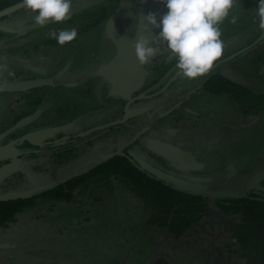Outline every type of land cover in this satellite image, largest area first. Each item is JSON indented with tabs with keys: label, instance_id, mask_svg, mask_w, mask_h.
<instances>
[{
	"label": "rangeland",
	"instance_id": "374dc122",
	"mask_svg": "<svg viewBox=\"0 0 264 264\" xmlns=\"http://www.w3.org/2000/svg\"><path fill=\"white\" fill-rule=\"evenodd\" d=\"M99 1L102 0H73V4L75 9L83 10L84 7L92 6L93 3H99ZM257 4L258 0H236L233 13L238 16V20L236 24H231L228 20L223 22L226 33L224 32L225 35L221 36L224 41L221 57L235 54L237 45L241 43L239 52L242 56L238 61L229 65V70L239 72L247 66L249 70L243 71L248 83L246 88L256 94H261L264 93V62L260 59L264 57V29L258 25L259 34L253 37L251 25L253 22L259 23L254 11ZM95 11L97 9H92L90 13L76 17L73 22L61 23L53 29L56 31L72 27L77 29L78 38L75 44L78 46L73 51L69 50L72 47L71 44L42 46L38 43L39 47L31 46L24 52L15 49L13 45L8 46L6 44L8 40L1 41L0 63L6 64L8 70L14 72V75L10 76L8 71L0 72V84H12L10 82H13L12 86L24 91L33 83L38 86L41 84L39 81L43 82L46 79L50 82L51 93L37 92L44 97L39 102L41 106L48 100L40 122L43 127L48 128L46 132L52 133L54 128L63 127L83 115L81 106L87 101L85 96L78 91L73 93L76 95L71 96L69 91L77 86L75 82L81 75L83 60L91 59L90 69H94L95 64L100 62L101 56L109 57L111 53L115 54V49L111 52L108 47L107 54L100 49L103 41L110 40L113 43L122 38L132 40L135 36L137 17L134 13L121 15L119 9V12L106 23L89 28L93 25L90 17ZM0 26L18 30L35 26V24L31 14L23 9L0 23ZM239 31L242 32L239 33ZM33 34L38 41H45L39 39L40 34L37 36L36 31H29L21 35L23 36L21 38L26 39ZM3 38L13 39V37ZM71 51L75 57H71L72 63L69 66L67 62ZM166 57V49L161 47L156 57L145 67L165 68L169 63ZM46 58L50 60L48 66L45 63ZM39 71H42L43 75ZM32 78L36 81L30 80ZM95 89L96 86L90 87L87 91L93 95ZM214 103L215 113L219 114L220 110L225 109L217 97ZM177 104H181V101ZM3 106L7 109L0 119V132L9 129L21 116L34 113V109L27 108L20 95L0 97V107ZM170 108L169 105L156 114L151 113L145 116L146 121L143 124H148L156 119V116L167 114ZM231 109L232 114L229 116ZM227 110L228 114L224 118L230 129L227 133L220 128L218 116H216L217 119L212 120L210 117L208 120L206 117L196 118V115L193 116L191 113L182 114L180 124L167 127L174 131L177 136L174 138L176 141L180 135L185 134L192 140L195 148L198 147L195 150L188 149L190 160L195 163V166L170 161L168 165L174 168L173 171L161 172L145 163L144 158L139 157L138 161L141 164L143 162V167L149 173L183 192L203 194L208 197L245 193L249 181L263 167L261 164L264 162V111L260 114H247L246 110L234 101L230 104V111L228 108ZM232 115H235L236 121L233 120ZM206 116L209 117V115ZM109 117L110 114H103L100 121L109 119ZM38 127L34 126L32 129ZM81 128L79 123H75L73 130L64 129L62 132L66 135L79 133ZM208 131L212 132L211 137H214L216 143L225 142L227 148L224 155L219 145L216 144L217 151L213 160L203 170L200 156L204 155L207 159L209 158L208 161L210 160L207 147L205 151L203 150V144L208 142L206 139ZM50 133L46 139L57 137ZM92 146L94 147L95 143ZM101 146L99 142L96 143L97 150L95 147L93 150L90 146L91 150L88 153L93 152L91 156L88 154L90 158L87 159L101 160L103 157L102 160H104L108 155L104 153L101 156ZM149 147V152L158 158L159 153L155 145L151 143ZM59 149L63 150L64 147L54 148V150ZM45 152L50 153L52 150L40 151L37 161L28 162L32 163L29 168L23 165V162L19 164V162L11 161L0 169V199L32 196L75 175L74 171L79 167L77 164H80V161L74 162L76 164L63 163L57 166L50 164L49 167L46 161L52 157L43 155ZM15 153L18 154V151L15 150ZM80 156L84 158V153ZM53 160L52 163H54ZM231 164L234 173L229 178L231 180L229 184L223 183L224 180L221 177H215L217 180L213 179L212 185L205 181L204 172L221 175L222 171L225 177L229 176L228 167ZM95 190L86 196L77 198L72 203L59 204L53 210L40 206L37 210L22 217L18 223L0 228V264H47L51 259L48 257L49 254H55L53 260L57 264H171L167 257L171 253L180 255L178 263L174 264H247L246 261L229 257L228 253L223 251V242L230 219L223 217L214 208L207 212V222L203 231L178 236L168 230L163 231L145 226L143 210L139 201L133 196L113 194L100 188ZM221 221L223 226L219 225ZM56 247L60 249L57 250Z\"/></svg>",
	"mask_w": 264,
	"mask_h": 264
},
{
	"label": "flooded vegetation",
	"instance_id": "af4514ba",
	"mask_svg": "<svg viewBox=\"0 0 264 264\" xmlns=\"http://www.w3.org/2000/svg\"><path fill=\"white\" fill-rule=\"evenodd\" d=\"M251 25H252V30L254 33L253 37H254L259 34V29H258L259 23L253 22ZM0 28H2V26H0ZM241 32L242 31H239V33ZM18 36H19L17 37L18 39L13 38L12 40L4 39L2 37L0 39V45L2 40L4 41L8 40V43H6L8 46L13 45L15 49L21 51L23 50L24 52L31 46H33L34 48L39 47L40 45L38 43L44 46L41 41H38L37 37L36 38L33 37L34 34L26 39H22L21 35ZM119 41L112 43V41L106 40L102 42L101 44L102 47L100 49L105 54H107L108 47L111 49V52L112 49H115V54L111 53V56L109 57L105 55L103 57L101 56L100 62L98 63L99 65L95 64L94 69H90L91 59L90 60L88 59L87 61V59L85 58V61L83 60L81 75L78 77V80L75 82L77 86L73 87L69 91L71 93V96L76 95L73 94L76 91H78V93L80 92L82 95L85 96L86 98L85 100L87 101L81 106L84 113L83 115H81V117H78L77 119H73L74 122H68L67 124L63 125V127L54 128L52 133L46 132L48 128H46L45 126L43 127L42 124L40 123L42 121V116L46 110V109L44 110L45 103L48 102V100L45 101L44 105L41 106L39 102H41L44 97L37 93L42 91L47 94L51 93V87L49 86L50 84L49 81H47L46 79L43 80V82L39 81V83L41 84H38V86L33 83L31 84V86L28 87V89L24 91H22L23 89L21 90L16 88L8 93L0 94V97H9L12 96V94L20 95L21 99L26 103L27 108L34 109V113L31 114L29 113V114H25L24 116H21L20 118L17 119V121L14 122V124L9 129L16 126L18 123H20L25 119H29V118L33 119L28 126L20 130H17L16 132L10 134L4 140H2V142H0V148H3L12 142H17L19 144L23 139H26L21 145L14 146L10 149L9 153L7 154L8 159L3 162H0V169L3 166H5L7 162H11V161L15 163L19 162V164L23 162V165L29 168L31 167L32 163H28V162L32 160L37 161L39 156L38 153L40 151L46 150L49 152V150L51 149L52 152L50 153L45 152L43 155L46 156L49 155L53 159L56 158L55 159L56 162L55 160L50 158L49 160L46 161V164H48V166L50 164H54V166L55 165L57 166L63 163L69 164V163H74L76 161H80V164H77L79 167H77V169L74 171L75 175L67 177L65 180H63V182L56 184V186L60 184H64L81 175H84L88 173L90 170L94 169L97 165L105 162L106 160L112 157L119 155L131 159L134 163L142 167L147 172L148 170L142 165L143 162L141 164L138 161L139 157L144 158L145 163L150 164L152 168L159 169L161 172L162 171L170 172L173 171L174 169L172 166L168 165L170 161L182 163L188 166H195V163L191 162L188 152H190L189 151L190 149L195 150L198 147L195 148L194 144H192V140H190L187 137V135L185 136V134L180 135V137H178V141H176L174 138L177 136L175 135L174 131H171V129L167 128L169 125L170 127L171 125L172 127H174L180 124L179 120L180 118H182L181 117L182 114L184 115L187 113H191L193 116L196 115V118L200 119V117H202V119H204L206 117L208 118V120L210 117H212L210 118L212 120L217 119L216 116H218L219 119L218 122L220 123L219 126L221 129H223L222 131L227 133L230 130L229 126L226 124V119H224L228 114L226 112L228 111L227 108L230 111V104L231 103L233 104L232 98L230 97L229 94L230 91L229 88L227 87L222 88L223 90L220 88H217L215 90L214 89L209 90L206 87L207 84L214 79H219V78L225 79L223 77V73L229 70V65L232 62H236L241 58L242 54L240 55L239 51L237 55L233 54L232 56L230 55L228 56L224 55L225 57L222 56L219 59V62L213 65V68L209 71L208 74H206L203 77L197 78L196 80H190L178 75L177 70L175 69L174 61L169 62L165 68L162 67L160 69L159 68L150 69L145 67V65L143 66L140 65L137 84L129 92L128 97H126L123 93L120 92V90L116 86V78L110 76L105 70L106 67L116 57ZM104 42L107 45H105ZM77 46L78 45L74 43L72 44V47H70L69 50L73 51L74 49H77ZM251 49H253V47ZM73 56L75 57L74 53L69 54L70 58L67 62L69 66H71L72 63L71 57ZM49 61H50L49 58L45 59V63L47 66ZM248 70L249 68L246 66L243 70H240L239 72L243 75L244 74L243 71H248ZM39 72L41 75H43L42 71ZM30 80H32L33 82L36 81L33 78ZM225 81L227 80L225 79ZM10 83L12 84H6V83L0 84V87L12 86L13 82ZM95 86L96 89L92 95V93H90L87 90L90 87H95ZM244 89H248V88H244ZM153 91L156 92L152 93ZM215 97H217L220 100V103L222 102L223 103L222 105L225 106V109L220 110L219 114L213 111L215 108L214 106ZM180 101L181 104H177V102L180 103ZM169 105L171 106L170 112H168L167 114L159 115L160 117L156 116V119H153L148 124L145 123L146 125L143 124L146 121L145 116H148L151 113L156 114L160 112L164 107ZM39 106L40 108H37ZM6 109L7 107L5 106L0 107V119L1 117L4 116L3 112H5ZM127 109H128V119L126 120V122L118 126H112L115 123L122 122L125 119V116L127 115L126 112ZM141 112L143 113L139 115V113ZM107 113L110 114L109 119H104L103 121H100V119H102L103 117V114H107ZM231 114H232V109L231 112H229V116ZM206 115H209V117H207ZM231 117L233 118L234 121H236L235 115H232ZM75 123L76 124L79 123L82 126L81 132L69 133L68 135L63 134L62 130L64 129L66 131L71 129L73 130ZM34 126H39V127L32 129V127ZM9 129L2 130V132H0V135L7 132ZM257 129H258V125H257ZM182 131L184 130L182 129ZM49 133L51 135H56L57 137L54 139H46V136L49 135ZM207 133L208 134H206V139H208V142L206 141L207 144H203V150L205 151L207 147L210 160L208 161L209 158L207 159L206 157H204V155L200 156L203 170L208 167L210 162H212L215 152L217 151L216 144L219 145L224 155L227 148V144L225 142L221 143L222 145L215 142L214 137L213 136L211 137L212 134L211 131L210 132L208 131ZM28 137H30V139H27ZM97 142L101 143L102 145L101 146L102 149L100 151L101 156L104 155V153L106 154V156L107 155L108 156L104 160H102L103 157L101 158V160L100 159L98 160L97 158L88 160L87 158H90L91 153L93 152L91 151L90 153H88V151L91 150L90 146L93 150L94 147L95 150H97L98 149L96 147ZM94 143L95 146L93 147L92 145ZM151 143L154 144L155 147L157 148V152L159 153L158 158H155L154 155L149 152L150 150L149 146ZM62 146L64 147L63 150L61 149L54 150V148H58ZM15 150L18 151V154L15 153ZM82 153H84V158L80 156ZM88 154H90V156H88ZM52 160L54 161V163H52ZM262 165L263 167L260 168L257 174L254 175L253 178L249 181L245 193L241 195H231V196L214 195L212 197H208V196H204L203 194H195V193L193 194V193L183 192L181 190L176 189L172 185L167 184L164 181L163 183L167 186H170L172 189L178 192L192 194L196 196H202L204 198L210 199L211 204L216 203L217 200L220 199H225V198L243 199L249 195H254L257 198H259V200H264L263 192L255 188L251 189V191L248 192L251 181L260 172L264 170V162L261 164V166ZM52 168L54 169V167ZM228 169L230 174L227 177L224 176L222 171H221V175H216L215 173L209 174L207 172H204L205 173L204 179L210 185H212L211 182L213 181V179H216L215 177H221V179L223 178L224 180L223 183H228L229 181H231L229 180V178H231L234 173L233 165L231 164L228 167ZM259 185L262 188H264V181L259 183ZM220 223H222V221ZM226 236H227V230H226L225 239ZM224 242L222 247L224 248L223 251H226V253H228L226 247L224 246ZM59 249L60 248H58L57 250ZM54 255L55 254H49L48 257H50L51 259L50 262H48L47 264H57L53 260ZM228 256L230 257L231 255L228 254ZM234 259H239V258L234 256ZM246 263L257 264L251 261H246Z\"/></svg>",
	"mask_w": 264,
	"mask_h": 264
},
{
	"label": "trees",
	"instance_id": "16d2710c",
	"mask_svg": "<svg viewBox=\"0 0 264 264\" xmlns=\"http://www.w3.org/2000/svg\"><path fill=\"white\" fill-rule=\"evenodd\" d=\"M146 1L102 0L99 3H93L92 6L84 7L83 10L74 8L72 19L62 24L71 23L76 17L88 14L92 9H97L90 17L93 25H90L89 28L95 25L101 26L120 9L121 15L134 13L137 17L138 26L139 13ZM19 3L21 0H0V11ZM8 19L10 16L1 19L0 23ZM56 25L60 24L49 23L32 31H36L37 36L40 34V40H45L41 41L44 46L55 45L57 43L55 40L49 39L47 33L55 29ZM221 30L222 34L225 35L224 23L221 24ZM2 36L19 37L0 31V37ZM76 41L77 39L71 45ZM240 48L241 44L239 43L235 52L236 55ZM70 54L73 52L71 51ZM260 59L261 62H264V57H260ZM218 62L219 60L215 64ZM226 87L230 90L229 94L232 100L241 105L247 114H260L264 111V93L256 94L249 89L225 81L223 78L210 81L206 88L215 90ZM154 92L156 91L152 93ZM99 187L103 191L113 194L120 193L133 196L139 201L143 210L145 226L155 227L163 231L168 230L178 236L203 231L207 222V212L214 208L223 217L230 219L224 242V246L228 247L227 252L231 255L230 257L235 256L243 261L264 264V200L249 195L243 199H220L211 204L210 199L172 189L158 177L151 175L131 159L121 155L106 160L84 175L32 196L0 199V228L18 223L22 217L37 210L40 206L53 210L57 205L72 203L77 198L96 191L95 189ZM219 225L223 226L220 222ZM167 257L168 261L174 264L178 262L180 255L171 253Z\"/></svg>",
	"mask_w": 264,
	"mask_h": 264
},
{
	"label": "clouds",
	"instance_id": "9594fccd",
	"mask_svg": "<svg viewBox=\"0 0 264 264\" xmlns=\"http://www.w3.org/2000/svg\"><path fill=\"white\" fill-rule=\"evenodd\" d=\"M158 2L164 5L166 11L159 16L148 13L142 29L144 33H148L150 28L159 29L158 34L151 39L138 35L132 44L138 63L142 66L148 64L163 47L167 52V61L175 62L178 75L190 80L205 76L222 55L224 41L221 39V24L225 20L231 24L237 23L238 16L233 13L236 0ZM17 7L30 13L35 25L44 27L49 23L61 24L71 20L75 5L73 0H21ZM254 11L260 28L264 29V0H258ZM47 36L64 46L78 38V31L75 27L51 30ZM3 71L14 75L6 64L0 63V72Z\"/></svg>",
	"mask_w": 264,
	"mask_h": 264
},
{
	"label": "water",
	"instance_id": "95a60500",
	"mask_svg": "<svg viewBox=\"0 0 264 264\" xmlns=\"http://www.w3.org/2000/svg\"><path fill=\"white\" fill-rule=\"evenodd\" d=\"M17 5H14L12 7H9V8H6L0 11V20L11 16L17 13L18 11L23 10L22 7H17ZM165 11H166V8L164 7L163 4L159 3L158 0H147L144 3L139 13V21H138V26H137V30H136L134 38L132 40H130L129 38H122L119 41L116 57L105 69L106 72L110 76L116 78V86L118 87L120 92L123 93L126 97H128L129 92L136 86L137 81H138L139 71H140V64L138 63L133 53L132 44L135 42V39L138 38V35H146L151 39V38H154L159 32V29L150 28V31L148 33H144L142 31L144 24H145L144 17L150 12L156 13L159 16V15H162ZM36 28H38L37 25L24 28V29H18V30L2 27L0 28V31H4L6 33H10L14 35H23ZM223 77L234 85L244 87V88L248 86V83L246 82L245 77L240 72H232V71L227 70L225 73H223ZM14 89H16L15 86H1L0 94L8 93ZM126 112H127V115L125 116V119L122 122L115 123L112 126H118V125L124 124L126 120L128 119V109ZM32 120L33 119L31 118L25 119L21 121L20 123H18L16 126L9 129L7 132L0 135V142H2V140H4L10 134L28 126ZM27 139H30V137H28ZM25 140L26 139H23L21 143L19 144L17 142H12L6 147L0 148V162H3L8 159L7 154L9 153L12 147L21 145ZM140 170L143 171L142 169ZM263 181H264V170L260 172L251 181L248 192H250L251 189L255 188L264 193V188H262L259 185V183Z\"/></svg>",
	"mask_w": 264,
	"mask_h": 264
}]
</instances>
